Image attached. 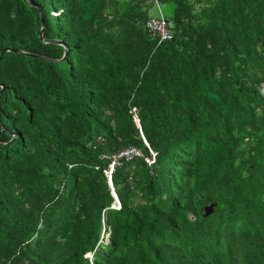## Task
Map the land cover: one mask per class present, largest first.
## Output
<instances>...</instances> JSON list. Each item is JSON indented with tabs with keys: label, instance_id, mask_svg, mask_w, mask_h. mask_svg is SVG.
Listing matches in <instances>:
<instances>
[{
	"label": "trees",
	"instance_id": "obj_1",
	"mask_svg": "<svg viewBox=\"0 0 264 264\" xmlns=\"http://www.w3.org/2000/svg\"><path fill=\"white\" fill-rule=\"evenodd\" d=\"M0 264H264V0H0Z\"/></svg>",
	"mask_w": 264,
	"mask_h": 264
},
{
	"label": "built area",
	"instance_id": "obj_2",
	"mask_svg": "<svg viewBox=\"0 0 264 264\" xmlns=\"http://www.w3.org/2000/svg\"><path fill=\"white\" fill-rule=\"evenodd\" d=\"M149 26L152 29H158L159 31L162 32V37L166 38L169 37V32L167 30V27L165 26L164 22L162 20H158L157 18H151L149 21ZM263 89V88H262ZM136 154H139V151H137L134 148H129V149H125L123 151H121L120 153H117L113 156L114 161L118 163V158H126L129 159L131 156H134ZM154 153L152 152V160L149 162H152L154 160Z\"/></svg>",
	"mask_w": 264,
	"mask_h": 264
},
{
	"label": "rangeland",
	"instance_id": "obj_3",
	"mask_svg": "<svg viewBox=\"0 0 264 264\" xmlns=\"http://www.w3.org/2000/svg\"><path fill=\"white\" fill-rule=\"evenodd\" d=\"M160 11L166 16L169 15V13H168L169 8L166 5H160ZM148 12H149V15L153 16V17H156L157 15H159V10H158L157 6H155V5L151 6L149 8ZM106 236L107 235L104 234V238H106ZM88 256H89V254H88Z\"/></svg>",
	"mask_w": 264,
	"mask_h": 264
},
{
	"label": "water",
	"instance_id": "obj_4",
	"mask_svg": "<svg viewBox=\"0 0 264 264\" xmlns=\"http://www.w3.org/2000/svg\"><path fill=\"white\" fill-rule=\"evenodd\" d=\"M34 5H35V4H34ZM36 5H37V4H36ZM37 6H38V8L40 9V6H39V5H37ZM40 16H41L42 25H43V17H42V15H41V13H40ZM42 33H43V26H42L41 32H40V34H39V37H40V38H42ZM46 41H47V40H46ZM48 41H52V40H48ZM56 42H57V41H56ZM7 50H11V51H14V52H18V51H19V50H13V49H4L3 51H7ZM65 52H67V51H65ZM32 55H34V56H38V55H35V54H32ZM137 123H139V122H137ZM110 184H111V180H110ZM212 207H213V204H209V205L205 206V212H206V214L212 212Z\"/></svg>",
	"mask_w": 264,
	"mask_h": 264
},
{
	"label": "clouds",
	"instance_id": "obj_5",
	"mask_svg": "<svg viewBox=\"0 0 264 264\" xmlns=\"http://www.w3.org/2000/svg\"><path fill=\"white\" fill-rule=\"evenodd\" d=\"M139 120L138 119H136V122H138ZM137 124H139V123H137ZM120 153V152H119ZM154 153V152H153ZM151 154H152V152H151ZM155 154V153H154ZM154 158H155V155H154ZM114 163H116V162H112L111 163V167L114 165ZM109 182H110V177H109ZM111 185V184H110ZM115 198H116V207L117 208H119L120 207V203H119V200L117 199V197H116V195H115ZM209 205V204H208ZM207 206V205H206ZM89 257L91 258L92 256H91V254H89Z\"/></svg>",
	"mask_w": 264,
	"mask_h": 264
}]
</instances>
